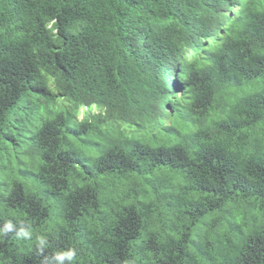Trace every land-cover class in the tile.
<instances>
[{
    "label": "trees",
    "instance_id": "trees-1",
    "mask_svg": "<svg viewBox=\"0 0 264 264\" xmlns=\"http://www.w3.org/2000/svg\"><path fill=\"white\" fill-rule=\"evenodd\" d=\"M8 220L0 264H264V0H0Z\"/></svg>",
    "mask_w": 264,
    "mask_h": 264
},
{
    "label": "clouds",
    "instance_id": "clouds-1",
    "mask_svg": "<svg viewBox=\"0 0 264 264\" xmlns=\"http://www.w3.org/2000/svg\"><path fill=\"white\" fill-rule=\"evenodd\" d=\"M84 109L87 111L86 108ZM9 232H14L15 238L20 240L32 239L34 235L32 225L29 222H21V227L14 229L12 222L8 220L4 223V227L0 228V236H5ZM48 246L46 236L41 235L37 238V247L39 250L42 251L48 248ZM76 258L77 250L74 247H68L66 249H57L52 256L47 259L48 264H76Z\"/></svg>",
    "mask_w": 264,
    "mask_h": 264
},
{
    "label": "rangeland",
    "instance_id": "rangeland-1",
    "mask_svg": "<svg viewBox=\"0 0 264 264\" xmlns=\"http://www.w3.org/2000/svg\"><path fill=\"white\" fill-rule=\"evenodd\" d=\"M239 93H240V91L237 90V89H233L232 92H231L232 95H237V94H239ZM231 98L233 99L234 97H231ZM91 111H92L93 113H96V112H97V109L92 108ZM86 112H87V111H86L84 108H82V109L80 110V112H79V119H82V117L84 116V114H85Z\"/></svg>",
    "mask_w": 264,
    "mask_h": 264
},
{
    "label": "bare ground",
    "instance_id": "bare-ground-1",
    "mask_svg": "<svg viewBox=\"0 0 264 264\" xmlns=\"http://www.w3.org/2000/svg\"><path fill=\"white\" fill-rule=\"evenodd\" d=\"M163 95V94H162ZM165 95V94H164ZM162 112V111H161ZM166 118V117H165Z\"/></svg>",
    "mask_w": 264,
    "mask_h": 264
}]
</instances>
